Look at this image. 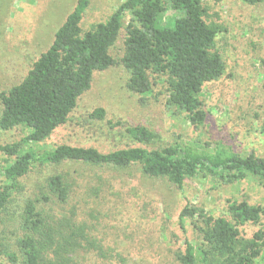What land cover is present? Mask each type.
<instances>
[{"label":"trees","instance_id":"obj_1","mask_svg":"<svg viewBox=\"0 0 264 264\" xmlns=\"http://www.w3.org/2000/svg\"><path fill=\"white\" fill-rule=\"evenodd\" d=\"M241 1L257 4L264 0ZM90 4L91 0H77L49 49L18 85L0 96V131L22 127L29 132L18 142L0 146V155L5 157L0 168V259L9 264H127L121 253L107 247L92 233V226L79 222L75 213L58 217L44 209L43 202L56 198L66 204L70 198L73 183L65 173L49 176L43 187H37L33 199L23 201L17 221L20 236L13 243L4 241L2 228L7 217H13L10 210L15 195L22 190V180L38 166H138L144 175L164 179L180 190L190 179L217 185L253 180L264 190V158L242 156L223 147L213 149L202 142L170 141L140 124L125 126L123 135L130 143L110 153L66 144L42 154L33 151L32 145L49 140L69 122L80 99L91 89L94 74L118 64L112 49L127 17L119 60L129 74L127 88L146 96L153 89L150 77L164 78L168 110L173 115L185 113L195 127L207 121L200 94L206 84L225 74V63L213 51L219 30L206 22L208 8L203 0H126L107 21L84 30L81 23ZM168 11L177 13L172 25L163 24L162 17ZM105 117L103 108L90 114L99 121ZM227 214L215 217L204 209L186 206L180 214L181 226L191 220L199 242L186 240L175 263L259 264L264 255V230L244 238L240 228L258 224L264 218V206L229 201ZM92 255L101 263L93 261Z\"/></svg>","mask_w":264,"mask_h":264},{"label":"rangeland","instance_id":"obj_2","mask_svg":"<svg viewBox=\"0 0 264 264\" xmlns=\"http://www.w3.org/2000/svg\"><path fill=\"white\" fill-rule=\"evenodd\" d=\"M126 0H91L81 26L105 22ZM208 8L206 22L217 27L214 52L225 63V74L203 87L200 99L207 121L199 127L186 120L185 113L173 115L166 106L164 78L151 76L152 92L142 96L127 88L129 74L119 63L124 51L126 26L112 56L118 64L96 72L91 89L82 96L69 122L52 138L31 146L37 154L66 144L96 148L110 153L126 148L130 141L124 127L140 124L159 131L167 140L202 142L208 147H223L242 156L264 158V1L257 4L241 0H203ZM77 0H1L0 2V96L8 93L29 73L35 61L54 41L56 31L74 10ZM174 11L163 15V24L172 25ZM106 111L105 120L91 119L96 109ZM3 111L0 97V117ZM121 123L111 127L109 123ZM28 131L17 127L0 131V146L20 141ZM0 155V168L4 165ZM56 173L71 179L72 194L66 204L56 198L44 209L58 217L71 216L92 226V233L107 247L127 259V264H176V253L184 252L185 241L199 242L192 221L181 226L180 214L186 206L204 209L215 217L228 216L229 201H247L264 206V190L253 180L217 185L200 179L187 180L183 189L166 180L142 173L138 166L115 169L108 166L71 164L65 167H36L22 180L15 195L13 217L2 228L4 241L13 243L19 236L17 223L25 199H33L37 187ZM37 192V193H36ZM264 230L258 224L240 228L244 238ZM101 263L97 257H90ZM119 264L116 261L103 262ZM0 264H9L0 259ZM259 264H264V255Z\"/></svg>","mask_w":264,"mask_h":264}]
</instances>
